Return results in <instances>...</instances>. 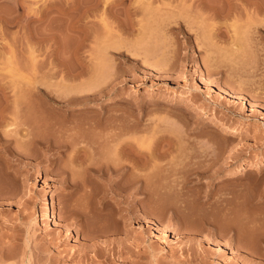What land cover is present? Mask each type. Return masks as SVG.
<instances>
[{"label":"rangeland","instance_id":"374dc122","mask_svg":"<svg viewBox=\"0 0 264 264\" xmlns=\"http://www.w3.org/2000/svg\"><path fill=\"white\" fill-rule=\"evenodd\" d=\"M106 1L0 0V109L25 87L47 106L27 112L34 138L12 139L27 155L0 164V264H264V41L248 4ZM121 139L122 182L100 173ZM140 172L160 201L123 189Z\"/></svg>","mask_w":264,"mask_h":264},{"label":"bare ground","instance_id":"6f19581e","mask_svg":"<svg viewBox=\"0 0 264 264\" xmlns=\"http://www.w3.org/2000/svg\"><path fill=\"white\" fill-rule=\"evenodd\" d=\"M106 1V0H105ZM108 1V0H107ZM107 1H106V3L104 4V5H107ZM122 0H114V1H112V3L111 4H108V6L109 5H115V4H118V3H120ZM138 1V0H137ZM141 1V0H140ZM212 1V0H211ZM235 1V0H234ZM233 0H229V5H230V7L234 4V5H237L236 4V2H234ZM237 1H245L244 3H245V5H247L248 4V7L247 8H251L250 10L249 9H247L246 10V14H247V16L246 17H248V20H247V22L246 23H248V27H249V31L250 32H256V33H258L259 34V36L260 37H258L259 38V40H261V39H263V41H264V23L262 22L263 20H264V0H237ZM111 1H108V3H110ZM142 2V1H141ZM217 2V1H216ZM143 3V2H142ZM222 3H223V1H222ZM227 3V2H226ZM225 3V4H226ZM240 4H242V3H240ZM223 5V4H222ZM228 5V4H227ZM249 5H250V7H249ZM136 6V5H135ZM186 6L188 7V9H195V11H197L198 13H200L201 15H202V13H204V12H217V7H219V6H217V3L215 4V3H211V2H209V1H206V0H191L188 4H186ZM217 6V7H216ZM221 6V5H220ZM239 6V5H238ZM243 6H244V4H243ZM75 7V6H74ZM233 8L234 7H236V6H232ZM246 7V6H245ZM222 8H224V5H223V7ZM242 8V7H241ZM219 9V8H218ZM227 9V8H226ZM230 9V8H229ZM232 10V9H231ZM235 10V9H234ZM245 10V9H244ZM208 15V14H207ZM210 15V14H209ZM211 15H212V13H211ZM214 16V15H213ZM202 17V16H201ZM203 19H205V14H204V18ZM202 19V20H203ZM263 19V20H262ZM262 20V21H261ZM209 24V23H208ZM213 24V23H212ZM211 24V25H212ZM210 25V24H209ZM210 25V26H211ZM215 25H216V23H215ZM245 25V24H244ZM177 26V25H176ZM217 26V25H216ZM246 26V25H245ZM185 28V27H184ZM215 27L213 26V29H214ZM212 29V30H213ZM211 29H210V32H208V33H211V32H214V30L212 31ZM248 30V29H247ZM248 32V31H247ZM236 33H238L237 31H236ZM236 33H234V34H236ZM244 33V32H243ZM256 33H254V34H256ZM213 34V33H212ZM212 34H210V36L211 37H213V38H209V39H211L210 40V42H212V43H214V40H215V42H216V39H214V38H217V37H215L214 35L216 34L215 32H214V35H212ZM250 34V33H249ZM253 34V33H252ZM237 35V34H236ZM217 36V35H216ZM250 36V35H249ZM241 37V36H240ZM245 37V36H244ZM246 37H247V35H246ZM246 37H245V40H246ZM251 37V36H250ZM255 37V35H252V40L253 39H255L254 38ZM187 39H188V37H186ZM249 38V37H248ZM261 38V39H260ZM214 39V40H213ZM218 39V38H217ZM240 39V38H239ZM250 39V38H249ZM249 39L247 40V41H249ZM251 41V40H250ZM249 41V42H250ZM254 41V40H253ZM252 41V42H253ZM262 41V40H261ZM210 42H209V44H210ZM244 42V41H243ZM257 42L258 41H256V43H255V47L257 46ZM211 43V44H212ZM247 43V42H246ZM254 43V42H253ZM264 43V42H263ZM211 44L209 45L210 46V48H211V50H212V48H214L215 47V44H214V47H212L211 46ZM235 44V43H234ZM234 44H232L233 45V49H239V47L237 46V45H234ZM252 44V43H251ZM110 45V44H109ZM114 45V44H113ZM249 45H250V43H249ZM253 45V44H252ZM251 45V46H252ZM262 46V45H261ZM264 46V45H263ZM112 47H114V46H112ZM257 48V47H256ZM256 48H255V51H256ZM258 48H259V46H258ZM246 49V48H245ZM214 50V49H213ZM212 50V51H213ZM259 50H260V48H259ZM236 51H238V50H236ZM258 51V50H257ZM258 52H260V51H258ZM240 56V55H239ZM248 72V71H247ZM253 75V74H252ZM205 80H208V79H206L205 78ZM254 82V81H253ZM252 82V83H253ZM255 83V82H254ZM31 87V86H30ZM247 87V86H246ZM250 87V86H249ZM248 87V88H249ZM14 91H12V89L10 90V91H1L2 92V96H4V98L3 99H5V101H6V99L9 97V96H11V97H14V99L16 98V100H12V101H14L13 102V107L11 106V107H8L7 108V106H6V109H7V111L5 110L4 111V109H5V107L3 108V109H0V162H1V160H2V162L0 163V164H2V163H4V162H8L7 160H6V155H7V153H8V157H9V155L11 156L12 155V157L15 159V160H18L19 159V157L22 155H25L26 154V152H24V149H23V151L21 150V149H19V148H21V146L18 148V144L16 145H14V146H16V147H12V146H10L11 145V143H12V139H13V141H16V142H18V143H20L23 139H25V137H27L29 134H31L32 135V137L34 138L35 136H33V131H34V129H31V128H34V127H32V126H34V125H32L31 124V126L29 125V123H30V115L32 114H28V113H30V112H33V114H34V112H36V110H37V107L38 108H40V105L39 104H41L43 107H47V106H45L44 105V101H42L41 100V102L40 101H38L36 98H38V97H40L41 95H40V92H38V91H36L35 90V87H34V89L31 87V89L30 88H28V87H25V88H20V90L19 89H17L18 91H16L15 89H13ZM250 90V89H249ZM245 91V90H244ZM10 92H11V94H10ZM1 94V93H0ZM41 94H43V92L41 93ZM47 94V93H46ZM48 95V94H47ZM49 96V95H48ZM61 96V95H60ZM6 97V98H5ZM45 97V96H44ZM61 98V97H60ZM65 98V97H64ZM8 99H10V98H8ZM70 99V98H69ZM11 100V99H10ZM36 100V101H35ZM39 100H40V98H39ZM73 100V99H72ZM66 101V100H65ZM33 102H35L36 104H38V105H36V106H34V103ZM40 102V103H39ZM73 102V101H72ZM6 103V102H5ZM70 103V102H69ZM2 104V103H1ZM34 106L35 107V111H32V109L34 110V108H31L30 109V107L31 106ZM48 105V104H47ZM8 106H9V104H8ZM32 106V107H33ZM49 106V105H48ZM3 107V106H2ZM10 108H12V109H10ZM10 111H9V110ZM47 109V108H46ZM46 109H44L45 111H46ZM29 110V111H28ZM40 110V109H39ZM38 111V110H37ZM28 112V113H27ZM39 112V114H41V118L43 117L42 116V112H43V110H42V108H41V111H38ZM37 112V113H38ZM41 112V113H40ZM28 115V118H27V120H26V116ZM35 115H37L36 113H35ZM43 115H45V112L43 113ZM32 116V115H31ZM48 116V115H47ZM38 117H40L39 115H37V118ZM45 117V116H44ZM35 118H36V116H35ZM40 119V118H39ZM43 119V118H42ZM45 119H46V117H45ZM44 120V119H43ZM37 122L39 121V120H36ZM35 121V122H36ZM40 122V121H39ZM34 123V122H33ZM23 124V125H22ZM20 125H22V126H24L25 127V129H26V134H22V135H18L17 136V134H18V132H20L19 131V127L18 126H20ZM21 130V129H20ZM18 131V132H17ZM17 132V133H16ZM14 133V134H13ZM16 133V134H15ZM21 133V132H20ZM27 135V136H26ZM31 137V138H32ZM30 138V139H31ZM28 139V138H27ZM37 140V139H36ZM50 140V139H49ZM120 140V139H119ZM118 140V145H115V147L117 148H115L114 146H113V151H114V153H112V154H114V157L116 156V158H114L115 160H116V162L114 161V163L111 161V163H109L108 164V162H107V166H105V168L104 169H102L101 171H100V173H101V175L103 176V174L104 175H106V174H108V175H106L107 177H109V179L111 180V178L113 179L112 181H117L118 179H120V181L122 182V180L123 179H127V177H125V178H123V176L125 175V174H127V171H128V169H129V165L130 164H128V163H131L130 162V160L129 159H131L130 157H128V153L126 152V149H127V147H129L128 146V144H127V142H126V140L124 141L123 139H121V140H123V141H119ZM31 141V140H30ZM29 141V142H30ZM27 142V141H26ZM28 143V142H27ZM31 143H33L32 141H31ZM35 143H37V145H35L37 148L39 147V148H41V151L43 150V151H45V152H47L49 149H52V148H55V146H56V144H55V142H51V140H50V142L49 141H38V142H35ZM115 143V142H114ZM20 144H22V143H20ZM61 144V143H60ZM59 144V145H60ZM113 144V143H112ZM33 145V144H32ZM58 145V144H57ZM23 146H24V142H23ZM119 146V147H118ZM34 147V146H33ZM82 148H84V147H82ZM79 149V148H78ZM77 149V150H78ZM111 150H112V147H111ZM111 150H109V151H111ZM27 151V150H26ZM80 151H81V149H80ZM140 151V150H139ZM138 151V152H139ZM24 152V153H23ZM45 152H43V153H45ZM78 153H80V152H78ZM84 153H85V151H84ZM108 153V152H107ZM110 153V152H109ZM110 153V154H111ZM137 153V152H136ZM6 154V155H5ZM135 154V153H134ZM141 154H143L142 152H139V155L140 156H142ZM27 155V154H26ZM85 155V154H84ZM138 155V154H137ZM21 156V157H22ZM82 155L80 154V157H81ZM21 157H20V159H21ZM83 157V156H82ZM110 157H112V156H110ZM143 157H144V155H143ZM3 159H4V162H3ZM9 159V158H8ZM81 159H83V160H85L84 158H81ZM113 159V160H114ZM6 160V161H5ZM82 160V161H83ZM111 160H112V158H111ZM10 161V160H9ZM19 161H22V160H19ZM80 161V160H79ZM81 161V162H82ZM137 161V160H136ZM135 161V163H132V164H134V165H136L137 164V166H139L140 165V167H137L138 169L140 168L141 170L143 169V167H145L146 166V164H145V166L143 165V164H141V163H138V162H136ZM11 162V161H10ZM9 162V164H11L10 166H12V163H10ZM84 162V161H83ZM83 162H82V164H83ZM143 162V161H142ZM5 163V164H6ZM131 164V165H132ZM159 164V163H158ZM8 164H6V168L7 167H9V165L7 166ZM90 165V164H89ZM4 167H3V170H4V168H5V165H3ZM91 166V165H90ZM154 166V165H153ZM158 166H160V165H158ZM157 167V166H156ZM10 168V167H9ZM87 168V167H86ZM90 169H92V168H90ZM8 170V169H7ZM99 169H97L96 171H92V172H96L95 174L94 173H92V174H94V176H98L99 175ZM65 172V171H64ZM143 172V171H142ZM103 173V174H102ZM135 173V172H134ZM144 174V173H143ZM141 172L139 173V174H137L136 176V178L134 177V179L135 180H131V181H133V182H131L130 184H128L129 185V187L127 186V184L125 183V182H123V183H125L126 185L124 186V185H122L121 187H128V188H124L123 187V189L124 190H129V188L131 189V191H130V193H132L133 194V192H132V190H134V193H135V196L137 197V198H139V199H141V198H143V197H147L148 196V198H157L158 200L160 199L159 197L161 196L160 194H162V192L164 193V192H166V190H167V188L166 189H164L163 187H162V185H161V183H157L156 182V184H154V185H151V186H153V187H151V189H149V187H147V185L150 183L149 182V180L147 181L148 183H147V185H146V180H145V177L147 176L148 177V175H146L145 174V176L143 175ZM229 174V173H228ZM128 175V174H127ZM157 176V175H156ZM101 177V176H100ZM100 177H97V178H100ZM131 177V176H130ZM129 177V178H130ZM147 177H146V179H147ZM154 178H155V176H153ZM123 178V179H122ZM171 180H173V179H171ZM174 180H176V178L174 179ZM127 181V180H126ZM185 181V180H184ZM72 182H74V181H72ZM121 182L119 183V184H121ZM128 182H129V180H128ZM176 182V181H175ZM174 182V183H175ZM179 182V181H178ZM116 183V185H118V183L117 182H115ZM154 183V182H153ZM179 184V183H178ZM71 185H72V183H71ZM115 185V187L117 188V186ZM172 185V184H171ZM121 187H119V188H121ZM172 188H173V186H171ZM176 187V186H175ZM84 188V187H83ZM169 188V187H168ZM171 188V189H172ZM122 188H121V190H123ZM164 189V191H162ZM178 191V190H177ZM127 192V191H126ZM129 192V191H128ZM130 193H129V195H130ZM136 193L138 194V195H136ZM139 193L141 194V195H139ZM145 194V195H144ZM160 195V196H159ZM159 196V197H158ZM102 197V196H101ZM103 198V197H102ZM104 199V198H103ZM103 199H101V201L103 200ZM157 199H155V200H157ZM99 200H100V198L98 199V203H99ZM148 200V199H147ZM160 201V200H159ZM158 201V202H159ZM97 202V201H96ZM155 202V201H154ZM97 203V204H98ZM105 202H100L99 204H101V205H103V207H105L104 204ZM101 205H99V210H101L103 207L101 206ZM98 208V207H97ZM106 208V207H105ZM121 208V207H120ZM119 208V209H120ZM104 209V208H103ZM98 210V211H99ZM74 211V210H73ZM77 212V214H79L78 213V209H77V211L75 210V213ZM80 212V211H79ZM176 212V211H175ZM100 213V212H99ZM145 213V212H144ZM72 214V213H71ZM70 215V214H69ZM134 215V214H133ZM145 215V214H144ZM176 215V214H175ZM47 216L48 217H50L51 216V213L49 212L48 213V211H47ZM73 216V215H72ZM74 216H75V214H74ZM81 216V215H80ZM177 216V215H176ZM76 217H79V216H77L76 215ZM82 217V216H81ZM75 218V217H74ZM83 219V218H82ZM64 221V220H63ZM80 221V220H79ZM75 222H78V221H75ZM67 223V222H66ZM72 223V222H71ZM79 223V222H78ZM78 223H77V225H78ZM81 223L83 224L84 222H82L81 221ZM65 223H63V224H61V225H64ZM180 224V223H179ZM68 226V225H67ZM70 226V225H69ZM72 226V225H71ZM83 227V226H82ZM81 228V227H80ZM179 228V225H178V227H177V229ZM176 229V230H177ZM82 230H83V228H82ZM104 231V230H103ZM108 231V230H107ZM83 232V231H82ZM101 232H102V230H101ZM100 232V234L99 235H101V234H103V233H101ZM98 233V232H97ZM105 234H107V233H105ZM98 236V235H97ZM111 238V237H110ZM107 239H108V237H107ZM106 240V239H105ZM110 239H108V241H109ZM107 245V244H106ZM98 246V245H97ZM100 248V247H99Z\"/></svg>","mask_w":264,"mask_h":264}]
</instances>
